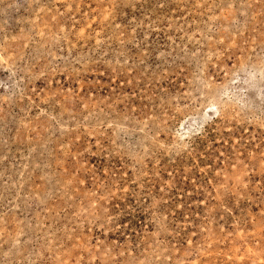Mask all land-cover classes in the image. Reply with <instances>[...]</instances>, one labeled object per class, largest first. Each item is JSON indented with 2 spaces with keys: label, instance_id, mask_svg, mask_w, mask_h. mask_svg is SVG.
Returning a JSON list of instances; mask_svg holds the SVG:
<instances>
[{
  "label": "rangeland",
  "instance_id": "1",
  "mask_svg": "<svg viewBox=\"0 0 264 264\" xmlns=\"http://www.w3.org/2000/svg\"><path fill=\"white\" fill-rule=\"evenodd\" d=\"M0 264H264V0H0Z\"/></svg>",
  "mask_w": 264,
  "mask_h": 264
}]
</instances>
